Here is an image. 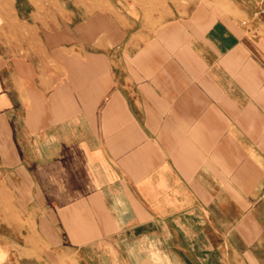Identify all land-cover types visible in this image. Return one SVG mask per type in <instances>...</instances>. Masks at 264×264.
Returning a JSON list of instances; mask_svg holds the SVG:
<instances>
[{
  "label": "crops",
  "instance_id": "0c3cea01",
  "mask_svg": "<svg viewBox=\"0 0 264 264\" xmlns=\"http://www.w3.org/2000/svg\"><path fill=\"white\" fill-rule=\"evenodd\" d=\"M103 2L0 29V264H264V0Z\"/></svg>",
  "mask_w": 264,
  "mask_h": 264
},
{
  "label": "rangeland",
  "instance_id": "374dc122",
  "mask_svg": "<svg viewBox=\"0 0 264 264\" xmlns=\"http://www.w3.org/2000/svg\"><path fill=\"white\" fill-rule=\"evenodd\" d=\"M20 14H17V4ZM104 0H30L31 5L26 0H0V29L4 39L19 40L18 51L25 52L21 46L22 42L30 39V30L21 25L28 26L30 22L45 24L48 28H56L58 24H67L74 27L75 24L85 21L90 17L92 5L97 6ZM37 8L32 20L28 13L30 9ZM84 18V19H83Z\"/></svg>",
  "mask_w": 264,
  "mask_h": 264
}]
</instances>
